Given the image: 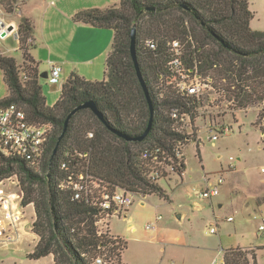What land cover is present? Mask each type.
Returning a JSON list of instances; mask_svg holds the SVG:
<instances>
[{
  "label": "trees",
  "instance_id": "obj_1",
  "mask_svg": "<svg viewBox=\"0 0 264 264\" xmlns=\"http://www.w3.org/2000/svg\"><path fill=\"white\" fill-rule=\"evenodd\" d=\"M17 2L0 0L7 13L15 11ZM250 2L120 0L104 9L77 12L74 21L115 32L105 77L93 81L73 74L62 83L53 105L47 104L40 62L31 54L34 24L22 18L18 28L22 63L0 53V69L8 86L0 106L17 103L32 122L54 125L39 169L26 159L0 155V182L16 174L22 205L35 206L33 231L39 242L28 258L53 254L55 264H91L103 245L108 264H122L128 241L117 239L110 246L99 237L94 225L96 208L85 196L76 199L72 188H62L64 177L84 172L135 195L157 194L171 201L159 181L168 166L179 175L186 170V157L176 156L174 148L187 137L178 130L171 113L179 109L194 120L202 102L181 94L175 86L169 65L174 56L172 41H180L187 67H196L213 79L221 99L239 109L263 104L256 123L264 120V31L251 27L254 12ZM134 26L137 59L154 107L152 127L142 140L138 138L149 124L151 109L131 53ZM87 101L95 102L104 120L90 108L77 110L54 154L68 114ZM260 125L264 132V124ZM199 146L197 143L198 153ZM61 160L67 162V169L60 168ZM224 264L259 263L256 253L250 257L245 250L232 247L224 251Z\"/></svg>",
  "mask_w": 264,
  "mask_h": 264
},
{
  "label": "rangeland",
  "instance_id": "obj_2",
  "mask_svg": "<svg viewBox=\"0 0 264 264\" xmlns=\"http://www.w3.org/2000/svg\"><path fill=\"white\" fill-rule=\"evenodd\" d=\"M250 7L254 12L251 27L264 31V0H251ZM262 106L234 108L215 93L203 98L193 129L189 128L194 134L184 147L185 174L169 168L159 181L171 201L157 194L135 195L128 212L110 221L112 233L128 241L122 264H222L224 251L232 247L245 250L250 257L256 253L259 264H264V231L260 230L264 225V132L260 124L264 120L256 123ZM227 126L232 128L229 133L209 139V133ZM206 174L212 181L217 175L224 178L216 197L200 196L207 186ZM12 180L16 181L15 175L4 181ZM0 264L50 263L28 259L24 249L0 252Z\"/></svg>",
  "mask_w": 264,
  "mask_h": 264
},
{
  "label": "crops",
  "instance_id": "obj_3",
  "mask_svg": "<svg viewBox=\"0 0 264 264\" xmlns=\"http://www.w3.org/2000/svg\"><path fill=\"white\" fill-rule=\"evenodd\" d=\"M119 2L120 0H18L12 13H7L0 4V17L9 25L8 33L0 39V53L12 56L18 63H22L18 28L23 17L29 18L35 29L31 54L40 62V72L49 73L53 66H60L62 69L60 85L50 84L47 78H43L47 104L53 100V105L58 100L54 96L60 94L62 83L73 74L93 81L105 77L106 61L114 41L113 29L76 22L73 16L85 9H104ZM44 83H48L45 88ZM7 95L8 86L4 72L0 69V100ZM205 176L208 175H204V180ZM209 179L212 181L210 177ZM22 197V189L15 180L0 183V252L25 249L27 256L39 242L38 235L33 231L35 206L33 203L23 206ZM46 259L50 264H55L53 254L33 260ZM223 260L224 257L222 262Z\"/></svg>",
  "mask_w": 264,
  "mask_h": 264
},
{
  "label": "built area",
  "instance_id": "obj_4",
  "mask_svg": "<svg viewBox=\"0 0 264 264\" xmlns=\"http://www.w3.org/2000/svg\"><path fill=\"white\" fill-rule=\"evenodd\" d=\"M9 31V25L0 17V39ZM152 46L151 42H148ZM174 56L170 60L169 65L173 74H175V86L181 94L195 97L197 100L208 98L212 94H218L211 77L203 76L198 68H189L185 65L182 58V45L179 40L171 42ZM61 67L53 66L48 73L47 80L50 84H58L61 82ZM172 117L177 121L178 130L184 132L187 137L185 141L191 139L194 120L190 113L181 112L179 109H173ZM232 130L230 127H224L220 132L209 133V139L215 141L220 135L227 134ZM54 131V125L48 123L32 122L25 110L17 103L0 106V155L5 157L16 156L26 159L27 162L39 169L43 161L44 152L47 142ZM92 135V134H91ZM185 141H178L174 151L176 156L184 155ZM233 160V157H231ZM230 167H234L233 164ZM62 170L67 169V162L61 160ZM172 169L168 166L166 170ZM156 175H159L157 173ZM16 176V182L19 185V178ZM12 177L9 178L11 180ZM6 180V179H4ZM2 180L0 183L4 182ZM207 183L206 188L200 192L201 197L213 198L220 194L221 187L224 184L222 175H217L215 181H211L205 176ZM20 186V185H19ZM62 188H72L75 191V198L87 197L91 205L96 208L94 215V225L96 233L99 237L108 241L110 246L114 245L113 241L122 239L112 233L110 221L113 217H120L127 208L134 202L135 194L120 186L105 183L89 174L79 172L72 174L68 178L64 177L60 180ZM127 215V214H126ZM125 215V216H126ZM230 220H233L231 217ZM260 230L264 231V225L260 226ZM211 232H216L212 228ZM99 253L92 258L91 264H108V256L106 246L99 247Z\"/></svg>",
  "mask_w": 264,
  "mask_h": 264
},
{
  "label": "water",
  "instance_id": "obj_5",
  "mask_svg": "<svg viewBox=\"0 0 264 264\" xmlns=\"http://www.w3.org/2000/svg\"><path fill=\"white\" fill-rule=\"evenodd\" d=\"M10 29H12L10 27ZM131 53H132V56H133V60L135 62V65H136V68H137V72H138V76H139V79H140V82L145 90V93H146V96L148 98V101H149V104H150V109H151V118H150V121H149V124L146 128V130L143 132V134L138 138L139 140H142L143 138H145L147 136V134L149 133L151 127H152V123H153V114H154V107H153V104H152V100H151V97H150V93H149V88H148V85L140 71V66H139V62H138V59H137V51H136V26L133 27V30H132V35H131ZM42 78H47L48 77V72H44V73H41L40 75ZM81 108H90L101 120H104V117H103V114L102 112L98 109L97 105L95 104L94 101H87L83 104H80L79 106H77L71 113L68 114L67 118H66V121H65V127H64V130L62 132V134L60 135L58 141H57V144L54 148V154L57 152L61 142H62V139L65 135V131L67 129V126H68V123L72 117V115L79 109ZM223 264H224V260H223Z\"/></svg>",
  "mask_w": 264,
  "mask_h": 264
}]
</instances>
